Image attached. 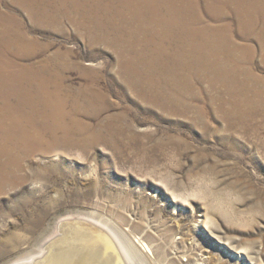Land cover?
<instances>
[{
    "label": "rangeland",
    "instance_id": "obj_1",
    "mask_svg": "<svg viewBox=\"0 0 264 264\" xmlns=\"http://www.w3.org/2000/svg\"><path fill=\"white\" fill-rule=\"evenodd\" d=\"M14 1L2 0L0 9H13L34 42L29 57L16 62L48 66L61 85L55 94L59 108L47 111L38 140L29 146L6 143L8 152L0 155V264L34 263L39 253L23 258L57 242L61 223L75 218L119 227L132 241L141 237L153 246L145 264H264V39L254 35H264L263 25L245 37L233 8H224V21L217 22L206 0H192L201 20L193 27L227 23L232 39L229 49L212 57L222 62H214L204 77L192 66H174L184 50L176 34L190 38L186 10L176 16L161 6L160 27L143 24L139 33L117 34L115 14L108 23L103 10L86 12L89 21L99 16L97 34L86 22L80 29L68 20L34 25ZM244 78L251 86L243 89ZM229 80L234 83L227 89ZM30 82L28 76L21 85ZM225 106L250 113L238 119L235 110L233 119L223 113Z\"/></svg>",
    "mask_w": 264,
    "mask_h": 264
},
{
    "label": "bare ground",
    "instance_id": "obj_2",
    "mask_svg": "<svg viewBox=\"0 0 264 264\" xmlns=\"http://www.w3.org/2000/svg\"><path fill=\"white\" fill-rule=\"evenodd\" d=\"M1 1L2 0H0V4H1ZM90 1L94 3V0H15L14 2H15V5L18 6L23 11V13H25V15L28 16V18L30 19V21L34 25L35 24H41V23L62 22V20H68L75 27L80 29L81 27H85L84 24L86 22L87 24L88 23L92 24V26L94 28L93 31H96L95 33H97V34H98V32L101 31V28L103 26V25L101 26V23L99 22V19H98L99 16L97 14H96V16L92 15L91 17H89L90 18V21H89L87 19H88V16L91 14H87L86 12H93L96 10V13H98V11L103 10V12L106 15V16L103 15L106 17L105 22H108V23H110L111 20L112 21L115 20L112 18V16L115 14L116 18H118V22H120V24L118 23L120 25L119 28L117 27L118 24L116 25V28H115L116 34H117L123 30H125L126 32L127 31L131 32V30H132L134 32L139 33L140 27L143 24H144V28H151L152 29V28H154V27H152L153 25L154 26L159 25V27H160V25L165 20V18H164L165 16L163 15L164 16L163 17L162 14L159 12L161 6H162V11L164 10V12L166 11V12H168V14L171 13V15L175 14L177 12V10H181V11L186 10L190 13L184 12V14L186 15V20H184V25L186 26L189 24V19H191L192 21H190V26L185 27L184 29H186L185 32H187V33L190 32V35H189L190 38L189 37L184 38L180 34V32H179V35L176 34L178 40L180 41L179 44L184 45V48H183L184 50H183V52L181 51L182 52L181 54L178 53L179 55L176 57V59L174 61V66L176 65L177 67H180V68H187V67L189 68L190 66H192V67H190L191 68L190 70L194 74H198L199 76L202 75L204 77H206L204 74L208 72V68L211 70V67L215 66V65H213L214 62L216 64V63H219L221 60H223V58H221V57L217 58L216 60H212V57L215 56L214 58H216V52L217 51H225V48L229 49L230 45H231L232 39L230 40L229 33L226 31V28H225V27H227V26H225L227 23L225 25L222 24L223 26L218 25V26H212L211 27L210 25L208 26L205 24L201 27H193V23L198 22V24H201V20L199 19L200 16L199 17L196 16L197 15L196 11H199V10L194 11V9H193L194 6L192 3L193 2L192 0H106V1L96 0V5L94 3V7H91L89 9L90 6L88 3H90ZM160 1H162V5L159 3ZM197 3H195V4H197ZM91 5H93V4H91ZM224 8H228L231 10H232V8L234 9L235 13H233V14H236V16H237V18H235V20L237 19L238 24L240 25V28L244 29V31L246 30V32H247L245 34V37L250 36L251 29L254 26H256L257 23L260 25L262 24L263 25L262 28L264 30V0H206V11L208 10V13L214 12L212 17L217 22H223L224 21V16H225L223 13ZM11 10H13V9H10V11H2L0 9V155L8 152V151H6V147H5L6 143L7 144L9 143L10 145H12V144L17 145L18 144L21 146L22 145L29 146V145L34 144L38 140V138L36 137V134H37L36 130H37V127L39 126L40 122L42 124V121H46L48 119V112L47 111L50 110V111L54 112V111H56V109L59 108L58 107L59 103L56 100L57 97H55V94L60 90V89L58 90V88L61 85V84L60 85L58 84L59 86L57 85V82L55 81L56 78H53V75H51V73L49 71L50 68L48 66L43 65L40 68H36V67L28 68L26 66L19 65L16 62V59H20L21 57H24V56L29 57L32 46H34L33 45L34 42H33V40H31L30 38H28L27 36H25L23 34L20 20L17 18V16H15L13 14L14 12H12ZM192 12H193V15H191ZM146 15H147V17H146ZM185 15H184V19H185ZM190 16H192V17L190 18ZM197 17H198V21H197ZM101 18H103V17H101ZM169 18L171 19V17H169ZM101 20H103V19H101ZM154 20H156V21H154ZM179 21H180V18H179ZM116 22H114V23H116ZM102 23H104V22L102 21ZM202 23H204V22H202ZM106 25H105V27H107ZM169 25L167 26L168 28H169ZM184 25H183V27H184ZM164 26H165V24H164ZM87 28H89V27L87 26ZM112 28H113V25H112ZM178 28H179V26H178ZM99 29H100V31H99ZM111 29H110V31H111ZM143 30L145 31V29H143ZM172 30H174V29L172 28ZM105 31H107V29ZM146 31L148 32V30H146ZM157 31L155 33H157ZM163 31H165V30H163ZM167 31H165V32L168 33ZM244 31H242V33ZM152 32H154V31H152ZM137 33H135V35ZM170 33L168 35H170ZM105 34H106V32H105ZM108 34L111 36L110 33H108ZM132 34H134V33H132ZM132 34L130 36H133ZM193 34H196V37L198 38V40H196V38L194 36H192ZM255 34L261 40L264 39V35L261 33V31L258 33H256L254 31V35ZM114 37H115V35H114ZM139 39L140 38H138V40ZM112 40H113V38H112ZM151 40H152V38H151ZM107 41H109V40H107ZM147 41H149L148 38H147ZM262 43H263V47H264V41ZM107 44H108V42H107ZM128 44H130V42ZM150 44H151V42H150ZM126 45H127V43H126ZM115 47H116V44H115ZM130 47H131V45H130ZM193 48H194L195 52L191 51ZM236 48H237V46H236ZM121 49L123 50L122 47H121ZM148 50L150 52L149 47H148ZM118 51H120V50H118ZM141 51H143V50H141ZM151 51H152V49H151ZM163 51H164V49H163ZM120 52H122V51H120ZM170 52H171V50H170ZM192 52L198 53V55L197 54L195 55L194 53H193L194 55H192ZM240 52H242V51H240ZM163 54L164 53H162V55ZM189 54H191L193 57L197 56L198 57L197 60H199V61L194 62L192 60L193 58H191V55H189ZM119 55L121 56V54H119ZM188 55L190 56V59L188 58ZM123 56H124V54H123ZM133 56H137V55L133 54ZM144 57L145 56H140L141 59ZM155 57H156V55H155ZM156 58H158V57H156ZM152 59H154V57H152ZM170 59H171V57H170ZM138 60H139V58H138ZM151 60H150V62H151ZM210 60H212L213 63L209 62ZM153 63L154 62L152 60L151 65H153ZM139 64H137V65H139ZM142 65L144 66L143 68H148L147 62L143 63ZM167 67H170V66L168 65ZM174 68H176V67H174ZM215 68H217V66ZM136 69H140V66H139V68H136ZM155 69H156V67H155ZM242 69H243V67H242ZM169 71H168V74L170 73ZM176 72L177 71H175V73ZM227 72H228V70H227ZM180 75H179V77H180ZM218 75H221V74H218ZM240 75H239V77H240ZM28 76H30L31 82L28 83L27 85L25 83L23 85H21V83H23V79H26ZM235 76H236V74H235ZM171 77L173 78V76H171ZM214 77H216V75ZM255 78H258V77H255ZM168 79L170 80L171 78H168ZM227 79H228V77H227ZM177 80H175V81L177 82ZM209 80H211V79H209ZM232 81L233 80H229V82L227 84L225 83L226 88L228 86H233L234 82L232 83ZM221 83L223 84L222 81H221ZM225 84H224V86H225ZM241 84H242V88L251 86V83L249 81L245 80V78L242 80ZM52 85L54 87L53 91H51ZM219 85H217V86H219ZM217 86H216V88H217ZM213 87H215V86H213ZM220 87H222V85H220ZM183 89H181V91ZM221 89L222 88H220V90ZM237 90H239V89H237ZM237 90H235V92ZM178 91H179V89H178ZM208 91H210V89ZM262 91H264V90H262ZM247 94H248L247 96H249V93H247ZM238 95H240V94H238ZM60 96H62V95H60ZM220 96H221V94H220ZM226 96H227V94H226ZM242 97L240 95V98H242ZM261 98H263V97L261 96ZM197 99H198V97H197ZM263 100H264V98H263ZM262 102H264V101H262ZM258 103H259V101H258ZM246 104H247V102H246ZM254 105H256V103H254ZM240 106H241V104H240ZM225 108H226V106H225ZM215 109H217V108H215ZM243 109H244V107L243 108L241 107V111H240L239 109H237V107L232 108V106H231L230 108H226L223 113H225L226 116H228V117L231 116L234 119L232 114H234L235 110H238L239 111L238 119H239V118H242L243 116L246 117V115L248 113H250V110L244 111ZM61 114H62V112H61ZM53 115H55V114H53ZM57 115H59V114H57ZM49 116H50V114H49ZM249 116H250V114H249ZM235 120H237V119H235ZM246 120H247V118H246ZM246 120H244V121H246ZM78 219L75 218V220H73V221L61 223V227H60L61 232L59 233L60 237L57 239V242L52 243V244L50 243L48 246L46 245L47 246L46 249H42L43 248L42 247L37 252L34 251L31 254H28L23 259H30L34 253H39L40 254L39 256L32 259L34 261V263H30V264H142V263L145 264V259L147 257H150V258L153 257L152 256L153 255L152 254L153 253L152 252L153 246L149 245V246H151V247H149L148 245H146L145 242L141 240V237L137 236L133 239L134 241H132V239H130L126 235V233H124V231H122V229H120L119 227H116L114 229L109 228L110 226L108 227V225L105 222H102L99 219L98 220L93 219L92 221H90L88 219L87 220H85V219L84 220H78ZM56 238H57V236H56ZM157 250L158 249L156 248L154 251H157ZM170 260L171 259H169V262H170ZM152 261H154V259H152ZM18 264H29V263H22V262L20 263L19 262Z\"/></svg>",
    "mask_w": 264,
    "mask_h": 264
}]
</instances>
